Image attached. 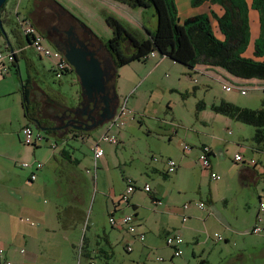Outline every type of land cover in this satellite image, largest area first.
Masks as SVG:
<instances>
[{"label":"rangeland","instance_id":"374dc122","mask_svg":"<svg viewBox=\"0 0 264 264\" xmlns=\"http://www.w3.org/2000/svg\"><path fill=\"white\" fill-rule=\"evenodd\" d=\"M10 1L8 0L5 6H9ZM144 11L146 25H155L157 18L154 9L148 8ZM3 25L9 37L15 34L12 31L15 28L13 23L9 25L4 21ZM98 32L102 33L101 36L105 40L110 38L103 29L100 28ZM6 44L5 34L0 33V51H6ZM48 45L55 49L50 42ZM35 51L30 49L28 56L35 62L37 69L25 59H21L20 71L11 66L9 72L3 75L0 69V77L13 78L11 85L19 89L20 78L24 82L30 78L31 85L36 82L42 88L55 89L56 91L51 94L56 100L70 105L78 104L81 89L76 73L70 70L58 78L53 70L57 59L52 56H41ZM155 53L154 56L150 55L151 52L148 53L150 56L145 60L137 59L117 68L116 92L120 106L125 104L127 113L118 119V127L112 129L113 133L120 129L117 135L118 143L101 141L105 162L99 160L101 165L98 170L94 166L90 145L102 136L108 125L103 124L87 132L86 139L70 140V144L76 150L69 148L80 160L78 171L83 177L80 191L86 189L88 198L83 228V233L88 234L86 243L90 244V248L106 244L104 233L109 231H112L113 239H118L113 246H108V257L94 253L92 257L94 263L264 264V235L255 234L250 230L258 217L261 202L264 203V175L260 174L257 179L243 183L239 172L244 164L242 161L234 160L235 154L244 150L242 153L244 158L258 160L257 167L262 170L264 150H257L258 145L253 138L254 125L216 113L211 108L212 104L226 100L241 107L259 109L263 106L264 91L262 88H254L253 85H250L245 94L237 88L231 91L224 90L221 76L231 81L224 73L215 70L220 76L214 79L190 69L171 57L161 58L160 53ZM17 95L16 92L11 97L0 99V109L9 106V101L13 102L10 105H14V118L22 117L24 112L21 104L14 100ZM203 103L204 106L201 107ZM19 128L16 122L11 125L6 119L0 120V154L9 159L12 165L14 159H17L16 149L19 145H25L18 136V132L21 131ZM43 133L50 136L48 132ZM202 142L212 146L215 151V156L212 157L214 163L212 172L219 176L218 179L203 171L196 161L197 146ZM185 144L194 147L193 152L185 154L182 151ZM168 158L179 164L182 160L192 161L190 162L192 167L183 170L185 179L181 186L173 185L174 174L168 177L164 175L165 161ZM18 159L20 162L25 160L31 162L22 157ZM154 166L158 167L159 171H154ZM26 171L30 173L31 170L27 168ZM6 173H8L6 169L4 171L0 169V178ZM94 173L96 179L93 178ZM126 177L135 178L139 185H144L145 181L155 187L161 184L163 191L172 192V198L169 200L171 205L177 208L189 205L186 210L189 217L184 221L180 213L174 212L172 216L160 215L161 208L157 209L152 202H148L145 194L137 193L138 198H134L139 204V220L142 222V219H145L139 229L145 231V238L143 241L135 240L131 244L132 250L129 251L126 249L127 238L120 237L126 232L120 233L113 228L109 220L110 215L104 211L107 199L109 198L110 202L113 194L118 196L125 190ZM4 190L6 192V188ZM6 195L5 204L0 190V216L11 208L8 203L10 195L7 192ZM200 202L205 204L204 209L198 207L197 204ZM98 204L99 231L96 232L93 222ZM133 213L132 209H128L117 216ZM209 215L213 217L208 220ZM219 215L225 221H221ZM260 216L264 219V211ZM165 222H169V231L177 229L182 234V254L179 256L173 257L166 242V233L159 231ZM2 229L6 228L2 226ZM11 235L10 228L7 233H1L0 246H3L6 243L3 240L10 239ZM161 257L164 260H161Z\"/></svg>","mask_w":264,"mask_h":264},{"label":"crops","instance_id":"0c3cea01","mask_svg":"<svg viewBox=\"0 0 264 264\" xmlns=\"http://www.w3.org/2000/svg\"><path fill=\"white\" fill-rule=\"evenodd\" d=\"M175 1L181 22L195 15L204 13L209 14L210 11H215L218 15L223 13V8L219 4L205 2L199 6H192L191 0ZM246 2L249 7L250 40L243 55L247 58L264 61V56L257 57L254 54L255 40L260 32L259 13L256 9L252 8V0H246ZM144 12L143 8H131L116 0H11L9 6H4L1 15L9 25L11 23L15 25V28H13L12 31L16 36L13 34L10 35L11 37L8 36L11 48L6 44V51L4 52L13 51L15 53V61L11 66H15L19 71L21 69V59H25L27 63H30L32 67H36L37 69L35 62L28 56L29 50L32 49L35 51V48L31 44L30 37L26 36L19 28L18 19L24 17L30 18L44 34L41 21H44V23L46 22L47 25H51L52 23L50 22L59 15H70L73 21L72 24L77 29L87 31L93 37V40L98 47L104 50L106 57H109V52L104 47L106 40L101 36L102 33L98 32L101 28L109 34V37L113 34L111 27L105 20V14H116L122 20L126 21L132 29L144 36V27H147L150 30H155L157 26V23L150 26L146 25ZM42 17H44V20L41 19ZM99 25L100 28H98ZM212 27L216 36L220 39H224V35L220 32L218 22L215 18H212ZM17 34H20L21 36H18ZM160 56L161 58L166 57L162 55ZM192 70L202 72L214 79L219 78L220 75L216 72L219 71L224 73L227 78L238 82L239 84H243L247 80L246 78H239L230 75L221 68L209 67L204 64H198ZM117 78L118 76L116 79ZM251 79L262 80L258 78ZM13 80V78L6 79L0 77V99L11 97L17 92L18 95L14 100L15 102H19L23 107V116L13 117L14 105H10L13 104V102L9 101V106L6 105L5 108L2 107V109L4 108L3 111L0 109V120L6 119L11 125L16 122L19 124V129L21 131L26 125H31L35 128L34 123L30 118L31 116L39 118L44 124L51 125L54 121H57V116L59 114L68 111L69 109H73L77 105H70L64 101L60 102L56 100L53 94H51L56 91L55 89L42 88L36 82H33L34 85H31L30 78H28L26 82L20 78V89L15 85H11ZM58 94L63 96L59 92ZM25 108L28 110L26 111ZM115 127L118 126H114L113 128ZM21 131L18 132V136L23 141ZM112 131L113 130H111L110 133L116 137L120 133V129H117L114 133ZM48 133L50 136L43 133L45 139L39 145H27L23 141L25 145H19L16 149L17 154L15 157H17V159H14L13 161L14 165H12L10 163L11 161L6 159L4 155L0 154V169L3 171L6 169L8 172L3 174V177L0 178V190L3 193L5 204L7 202L6 192L10 195V197H8V203L11 205V208L0 216V238L1 233H7L9 228L10 233L12 234L10 239L3 240L6 243L3 246H0V249L2 250L0 253V264H7V262H11L12 264H78L79 260L83 264H86L89 261H93L92 257L94 253H99L100 255L108 257V246H113V244L118 241L117 238L113 239V233L112 231H109L108 233H104L106 244H99L95 248H90V244L86 243L88 234L83 233L87 207L85 204L88 198L85 193L86 189L80 191V188L82 187L80 182L83 179L78 171L80 160L74 156L73 152H71L70 148H73V150H76V148L70 144V140L71 138L75 140H80L81 138L86 139L87 133L74 129H69L64 133H61L59 130L48 131ZM203 145L208 144L202 142L201 145L197 146L196 161H198V156L201 153ZM210 147L212 148V146ZM193 148L194 147L189 151H184V149L182 151L185 154H190L193 152ZM90 149L92 152V143ZM257 150L260 149L257 147ZM243 151L244 150H241L239 153L242 154ZM213 156H215V151L212 148V153L210 154V170L203 168V171L206 173L212 172L214 168ZM20 157L28 159L31 162L41 161L44 165L40 169H35L34 167L30 168L31 171L29 173V171H26V169L21 166V162L18 159ZM99 160L102 163L105 162V152L104 155L98 159L97 170L101 165ZM245 160L247 161L249 159L246 158ZM7 161L9 163H7ZM255 161L257 162L256 166L242 162L244 165L241 167L239 174L243 183H247L250 179H257L260 174L264 175L262 171L264 169H258L257 166L259 165V162L258 160ZM106 162L108 164L107 159ZM190 162L192 161L182 160L180 164L177 163L178 166L173 173H168L165 161L166 169L164 175L168 177L170 174H174V178L172 179L173 185L179 184L181 186L185 179L183 170H189V168L192 167V163ZM14 166L19 168V170ZM153 170L159 171L156 166L153 167ZM33 171L36 173V179L30 181V176ZM129 180L137 184L135 178L132 177H126V184ZM146 183H148V181H145L144 185ZM144 185L137 184L138 188L132 194L134 196H131L129 202L119 201L122 191L118 196L113 194L110 202L109 198L107 199L104 211L106 210L109 215L114 214L117 216V214L132 209L134 211L133 215L136 228L139 232L144 233V238L145 231L139 228L145 219L141 218L142 222L139 220V204L134 198H138L137 193L145 194L148 202H152L157 209L161 208L162 213L160 215L172 216L173 213L176 212L182 215L184 221L189 217L186 214V210L189 207L185 208L183 205V207L177 208L171 205L169 200L172 198V192L163 191L161 184L156 187L151 185V191H145L142 188ZM4 188H6V192ZM156 196L163 199L162 205H157L155 203ZM261 200L260 197V201ZM96 208L93 228L97 232L99 231L97 226L99 204ZM259 213L261 214L260 207L257 215H259ZM212 217L213 215H209L207 219L209 220ZM219 219L225 221L220 215ZM146 223H148V220H146ZM168 225L169 222L163 223L160 226L159 231L166 233V235L172 233L169 231ZM2 226L6 229H2ZM113 228L120 233L125 231L129 234L126 235V233H123L120 235L121 239L127 238V246L131 245L135 240H140L135 235L129 233L124 227L113 226ZM148 229H150V227H148ZM173 232L182 235L177 229H174ZM143 239L140 241H143ZM168 247L171 249L174 257V249L170 246ZM160 259L164 260L163 257Z\"/></svg>","mask_w":264,"mask_h":264},{"label":"trees","instance_id":"16d2710c","mask_svg":"<svg viewBox=\"0 0 264 264\" xmlns=\"http://www.w3.org/2000/svg\"><path fill=\"white\" fill-rule=\"evenodd\" d=\"M116 1L131 8H153L157 18L155 30L144 27L143 36L116 14H105V20L113 32L105 41V46L116 68L137 59L145 60L148 53L158 52L190 69L204 64L221 68L239 78L264 80V61L243 55L250 40L249 7L246 0H191L192 6L205 2L219 4L223 13L218 15L215 11H210L209 14L195 15L183 22L180 21L175 0ZM251 6L259 13L260 32L255 40L254 54L261 57L264 56V0H252ZM212 18L217 20L224 39L216 36ZM203 106L204 103L201 107ZM211 108L216 113L254 125V141L258 149L264 150V102L261 108L252 109L222 100L218 104H212Z\"/></svg>","mask_w":264,"mask_h":264},{"label":"built area","instance_id":"2783aa9c","mask_svg":"<svg viewBox=\"0 0 264 264\" xmlns=\"http://www.w3.org/2000/svg\"><path fill=\"white\" fill-rule=\"evenodd\" d=\"M18 26L21 29V31L28 37H30L31 44L35 48V50L42 56H52L57 59L53 66V70L58 78H61L63 74L66 72V69L70 67L67 60L63 57L62 53L57 49H52L48 43L45 35L38 29V27L34 24V22L28 18H19L18 19ZM156 53L152 52L150 55L154 56ZM149 55V56H150ZM148 56V57H149ZM15 61V53L13 51H0V67H1V73L3 75H6L9 72V69L11 65ZM222 77L223 82V89L230 91L234 87H237L241 90L243 94L247 93V90L250 88V85H253L254 88H262L264 91V80H254V79H247L245 83L239 84L238 82H235L233 80L229 81L226 78ZM126 114V106L123 105L120 108L119 116L111 119L109 123L107 124L106 131L102 134V136L98 139H96L92 144V152H93V158H94V166L95 169L98 166V159L101 158L104 155V149L101 146V141L105 140L110 143L117 144L118 139L115 135L110 134V131L114 126H118L117 124L118 119L122 117V115ZM123 124V121H121V125ZM22 137L23 141L27 145H39L42 143V141L45 139V136L41 130L35 129L31 125H26L22 128ZM184 151H189L192 149V146L185 144L184 145ZM212 153V148L209 145H203L201 149V153L198 156V162L204 169H209L211 167L210 162V154ZM157 160L156 158H154ZM234 160L237 162H244L248 163L249 165H257V162L254 159L245 160L244 156L241 153L235 154ZM167 164V172L173 173L178 164L175 160L172 158L166 159ZM44 165L41 161H35V162H28L23 161L21 162V166L25 169L34 167L35 169H40ZM88 172H90L88 170ZM211 177L214 179H218L219 176L215 174L214 172H210ZM264 174V170H263ZM93 178L96 179L95 173L93 174ZM36 179V173L33 171L30 176V181H34ZM138 188L137 184L128 181L126 184L125 190L120 194V202H129L131 195L136 191ZM145 191H151L152 188L150 184L146 183L142 187ZM155 203L157 205L163 204V199L159 196L155 197ZM199 208L204 209L205 204L203 202H200L197 204ZM188 204H185L184 207L188 208ZM264 211V203L261 202L260 204V212ZM186 219V218H185ZM110 223L111 225L115 227H124L129 233H132L135 235L138 239L142 240L144 238V233L139 232L136 228V224L134 223V215L133 214H124L121 216H116L114 214L110 215ZM251 231L255 234L264 235V219L260 216V213L255 221V223L252 226ZM221 239V237H219ZM167 245L172 247L174 249V256H179L182 254L181 246L183 244V238L182 236L177 232L169 233L166 237ZM127 249L129 251L132 250V246H127ZM24 251V250H22ZM2 250L0 249V253ZM81 255V254H80ZM7 264H12L11 262H7ZM78 264H83L80 260ZM86 264H95L93 261H89Z\"/></svg>","mask_w":264,"mask_h":264},{"label":"water","instance_id":"95a60500","mask_svg":"<svg viewBox=\"0 0 264 264\" xmlns=\"http://www.w3.org/2000/svg\"><path fill=\"white\" fill-rule=\"evenodd\" d=\"M7 1L8 0H0V32L2 34H5L7 46L11 48L10 46L11 43L8 39V35L5 33V30H4L3 24L5 20L3 19L1 15L3 11L2 8ZM71 28H74V25L73 26L71 25ZM44 35L47 39V42L48 43L50 42L54 46L55 49L59 50L62 53L63 57L67 60L70 67H72L73 71L76 73L78 82L80 84V89H81L80 102L73 109H69L68 111L62 112L61 114L58 115V116L67 115L66 116L67 118H64V121L67 119L66 125L62 127L64 129V132H67L69 130V127H73L74 130H79L83 133H87L103 124L107 125L111 119L119 116L120 108L122 106H120L121 103H119L118 95L116 92V85H115L118 69L116 68L114 64L113 58L110 55V53H109V57L107 56L106 58L112 64L113 71L111 73L105 67V64L103 63V61L97 57L96 51L90 48V45L92 44H90L89 42H86L79 35H76L75 41L68 40L67 42H65L64 47H62L57 42L52 40L49 35L45 33ZM109 77H112L113 79V82L111 85L112 95H110L107 92ZM94 95H100L99 100H100V103L102 104V107L100 109L101 119L98 122V124L97 125L92 124L90 128L86 126L70 124L69 123L70 120L68 119V117L73 119L72 115H76V112L78 111V109H82L86 101H87L88 107H90L91 104H93L94 107H96V104H95L96 102L94 100H89ZM112 100L115 102V106H114V109L110 110V103ZM84 114H87V113H84ZM74 120L75 122L78 121L75 118ZM32 122L34 123V126L37 130H42L45 132L58 131L61 128L58 126L57 121H54L53 124L51 125H47L46 123L45 124L42 123L39 118H33ZM251 229L252 227L250 228V230Z\"/></svg>","mask_w":264,"mask_h":264},{"label":"flooded vegetation","instance_id":"af4514ba","mask_svg":"<svg viewBox=\"0 0 264 264\" xmlns=\"http://www.w3.org/2000/svg\"><path fill=\"white\" fill-rule=\"evenodd\" d=\"M41 19L44 20V17H42ZM41 23L43 24L42 28H43L44 33L49 35L52 40L57 42L62 47L65 46V42H67L68 40L75 41L76 35H79L86 42H89L90 44H92L90 45V48L96 51L97 57L103 61V63L105 64V67L110 71V73L113 71L112 64L106 58V55H105L106 53H104V50L98 47V45L94 42L93 37L87 31L77 29L75 26L74 28H71V25L73 26L72 24L73 21L70 15H59L57 18L53 19L50 22L52 23L51 25H47L46 22L44 23V21H41ZM104 47L107 50L105 44H104ZM71 69L72 67H69L66 69V71H70ZM112 82H113L112 77H109L107 92L110 95H112V88H111ZM99 99H100V95H94L92 98L89 99V100H94L96 102L95 103L96 107H94L93 104H91V106L88 107V104L86 101L84 103L83 108L78 109V111L76 112V115H72L73 119L68 117V119L70 120L69 123L72 125L86 126L88 128H90L92 124L97 125L101 119L100 109L102 107V104L100 103ZM114 106H115V102L112 100L110 103V110L114 109ZM84 113H87V114H84ZM66 116L67 115H63V116L60 115L57 117V124L59 127H61L59 129L61 133H64V129L62 127L66 125L67 119L64 121V118H67ZM74 118L77 119L78 121L75 122ZM69 129H73V127H69Z\"/></svg>","mask_w":264,"mask_h":264}]
</instances>
